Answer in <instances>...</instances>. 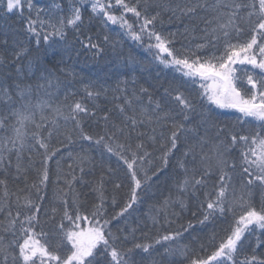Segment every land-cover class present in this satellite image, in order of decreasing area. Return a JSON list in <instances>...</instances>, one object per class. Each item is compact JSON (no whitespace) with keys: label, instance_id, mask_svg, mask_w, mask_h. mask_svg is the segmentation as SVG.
<instances>
[{"label":"snow or ice","instance_id":"1","mask_svg":"<svg viewBox=\"0 0 264 264\" xmlns=\"http://www.w3.org/2000/svg\"><path fill=\"white\" fill-rule=\"evenodd\" d=\"M161 10L183 31H159ZM16 16L22 31L0 27V264H264V0H0V19ZM94 22L118 26L150 60L121 59L122 42L93 34ZM178 36L198 42L177 47ZM109 51L103 75L85 76ZM52 163L60 207L45 231ZM86 168L100 172L82 211ZM149 200L151 234L134 216ZM197 226L207 235L195 251L182 241Z\"/></svg>","mask_w":264,"mask_h":264},{"label":"trees","instance_id":"2","mask_svg":"<svg viewBox=\"0 0 264 264\" xmlns=\"http://www.w3.org/2000/svg\"><path fill=\"white\" fill-rule=\"evenodd\" d=\"M154 3H164V0H153ZM38 3L41 5H48L52 3V0H38ZM25 15H27V11H25ZM131 15V14H129ZM161 15L163 18V24L158 25V30L167 33V32H182L183 31V25L181 21L179 20H169L170 14L166 11L161 10ZM186 22V21H185ZM25 21L20 19L18 16L12 17L10 19H0V27L3 28H8V29H15L18 31H22L23 25ZM93 34L99 32V34L102 36L104 34L109 35L112 39L114 40H120L123 45V55L121 56V59L126 58L127 56L131 55L133 57H136L137 59L148 61L150 60V54L145 52L142 48L138 47L134 41L128 39L125 36L121 35L122 29H120L118 26L112 25L108 27L107 29L101 28L98 22H94V26L92 28ZM201 35V33L197 32V37ZM72 38V33L69 32V39ZM178 43L177 47H179L181 44H188L189 41H191V44L194 45L195 43L198 42V39H193L192 37H189L188 40H185L183 37L178 36ZM113 60V53L109 51L103 58H100L98 62L96 63H91L89 62L87 69L84 72L85 76H88L89 74L92 75L93 78H95L97 75H103L102 69L105 68L106 65H108L111 61ZM81 66L83 67V61L81 63ZM152 75L155 76L156 73L160 74V78L162 79H170L174 76H178L179 73L175 72L173 69H165L163 68L162 65H156V64H149L148 65ZM249 68L251 66H248ZM139 75V73H137ZM110 85H114L115 80H110L108 82ZM78 87H80L78 85ZM194 87L198 88V85H195ZM110 106V105H109ZM258 127V122L256 124ZM251 126H249L246 131H250ZM78 147V146H77ZM234 158L238 159V154L234 153L233 154ZM26 163V161L24 162ZM107 163L111 164L112 167H116V161L115 158H112L111 161H107ZM13 164H15V159L13 158ZM72 164V161L69 159H62L61 160V166L63 168V171L65 174H67L70 169L68 168V165ZM52 171L50 172V183L47 189V197L45 198V201L42 205L41 213L39 215V219L41 221V225L44 227L45 231H48L53 227V221L49 219V216L51 215V208L52 207H60L59 203L53 199V193L55 189L57 188V185L55 183V177H56V172H55V164L52 163L50 165ZM73 168H75V165L73 164ZM99 168L95 169L92 173H88V169L86 168V173L84 175V181L85 182H78L75 187L77 192L79 193V201L83 205L82 211L84 208L90 207V205L94 201V193L92 192V186L94 181L97 179L99 176ZM77 176H79V171L77 169L76 173ZM15 175V168L13 167L12 169H9V173L7 176L8 180V186L10 191H16V186L19 185L20 188L24 187V184L21 181L14 180L13 177ZM34 175V173L30 174V177ZM118 175L122 178L123 177V172L122 170L118 172ZM233 175V183L239 188V184L241 182V173L239 167L235 170ZM0 178H4L3 176H0ZM61 187L63 186V182L61 181ZM109 189L111 188V185H108ZM123 192L127 191V188L125 187ZM202 191H212V186L211 184L207 189H203ZM254 191L258 194L259 189L256 188ZM0 197H2V189H0ZM73 197L71 194L69 195V202L71 204V199ZM203 198V197H201ZM152 203V200H149L147 203H144L139 206V210L134 213V216L139 218V220L143 221L144 224L148 226L146 230H148L151 234V231H154L152 229V223L151 220H149L147 217L149 215V207L150 204ZM190 209L191 211H195V201L190 202ZM16 208L13 205V212H15ZM177 212H179V208L176 209ZM47 213V215H45ZM190 212H185L182 214V219L177 222V224H173L171 227L176 228L178 227L179 223H184L187 219H191ZM58 219V217H57ZM231 218L229 217V220ZM0 220H4L3 216H0ZM5 223L7 222L6 220L4 221ZM161 224H163V220H161ZM227 224L217 221L216 222V230L219 233V235H223V232L221 231L222 228H226ZM164 228H168V225H164ZM210 231V230H209ZM0 234H3L2 231H0ZM207 235V232H201L199 231V226H197V230L192 232V235L189 236L187 233H185V239L182 241L183 244H186L189 246L190 249L198 251L199 250V245L195 242V237H200L201 240L203 241V238ZM12 240V237L10 234H5V243L8 241ZM176 264H186V261L183 260V257L177 255L175 257Z\"/></svg>","mask_w":264,"mask_h":264}]
</instances>
